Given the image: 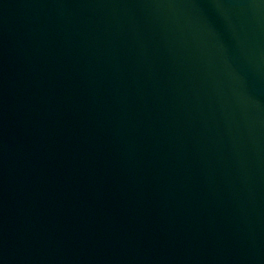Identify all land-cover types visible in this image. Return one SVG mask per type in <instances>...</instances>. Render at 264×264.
I'll return each instance as SVG.
<instances>
[{"label": "water", "instance_id": "1", "mask_svg": "<svg viewBox=\"0 0 264 264\" xmlns=\"http://www.w3.org/2000/svg\"><path fill=\"white\" fill-rule=\"evenodd\" d=\"M0 264H264V0H0Z\"/></svg>", "mask_w": 264, "mask_h": 264}]
</instances>
